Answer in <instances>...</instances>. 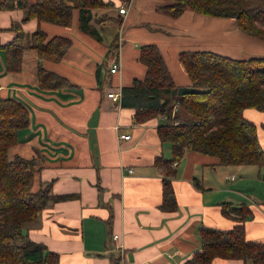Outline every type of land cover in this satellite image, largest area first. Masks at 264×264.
<instances>
[{
    "label": "crops",
    "instance_id": "1",
    "mask_svg": "<svg viewBox=\"0 0 264 264\" xmlns=\"http://www.w3.org/2000/svg\"><path fill=\"white\" fill-rule=\"evenodd\" d=\"M105 1L113 4L96 9L93 20L101 40L80 29L78 8L70 26L26 20L27 11L20 7L0 9V96L18 98L30 112V123L19 130L10 155L36 160L34 190L51 182L52 198L38 218L26 224L28 236L57 252L63 264H111L120 246L126 258L138 264H186L201 248V226L234 225L220 208L232 202L251 206L254 215L245 222L246 236L264 241V166L222 165L216 157L188 148L172 164L178 207L163 210L165 175L154 163L160 155L172 157L170 142L158 135L163 119L136 122L134 108L107 96L110 89L144 77L146 65L139 59L143 44H157L174 81L187 85L189 75L179 59L182 49H264V39L240 30L233 18L190 8L177 15L159 9L167 0ZM124 3L128 8L121 13ZM14 22L27 33L41 28L50 37L72 39L61 60L43 61L44 68L71 85L40 87L38 55L31 48L25 50L20 70H8L4 44L15 35L9 29ZM108 22L115 30L106 35ZM115 61L120 68L111 72ZM245 115L258 124L264 146V112L248 108ZM122 133L130 137L119 138ZM211 264L251 263L218 257Z\"/></svg>",
    "mask_w": 264,
    "mask_h": 264
},
{
    "label": "trees",
    "instance_id": "2",
    "mask_svg": "<svg viewBox=\"0 0 264 264\" xmlns=\"http://www.w3.org/2000/svg\"><path fill=\"white\" fill-rule=\"evenodd\" d=\"M112 4L105 0H0V9L20 7L27 11L26 20L70 26L73 10L78 8L80 29L101 40L94 11ZM186 8L206 16L233 18L240 30L264 39V0H167L159 6L174 15ZM9 29L15 35L4 44L8 70H20L24 52L31 48L38 55L40 87L71 85L66 77L43 67L44 60L59 61L65 56L72 45L70 37H50L41 28L27 33L20 22ZM139 59L146 65V73L122 87L121 104L135 109L136 122L163 119L158 135L162 142H170L172 157L160 155L154 162L165 175L160 208L171 211L178 207L172 164L188 148L212 155L222 165L264 166L258 124L245 115L248 108L264 112V55L235 57L213 49H182L179 59L189 75L187 85L174 81L157 44L141 45ZM29 123L30 112L24 102L0 96V264H63L57 252L30 239L24 227L38 218L52 198L51 182L33 189L36 160L10 155L19 130ZM261 177L264 180V171ZM220 206L234 225L229 229L201 226V248L186 264H211L218 257L264 264V241L246 236L245 222L254 215L251 206L232 202ZM121 261L120 252L111 255V264Z\"/></svg>",
    "mask_w": 264,
    "mask_h": 264
},
{
    "label": "built area",
    "instance_id": "3",
    "mask_svg": "<svg viewBox=\"0 0 264 264\" xmlns=\"http://www.w3.org/2000/svg\"><path fill=\"white\" fill-rule=\"evenodd\" d=\"M127 8H128V5L126 3H124L119 8V11L121 13H126ZM119 68H120L119 62L115 61V62H113L112 66L110 67V71L116 72L117 70H119ZM107 96L118 104L119 102H121L122 90H121V88H112L107 92ZM118 137L119 138H129L130 134L122 133ZM129 172H133L132 168H129ZM117 237H118V233H114L112 235L113 240H116ZM118 249L120 251V256L122 258V261H121L122 264H138L137 262L131 261V260L126 258L125 251L122 248V246H120V248H118Z\"/></svg>",
    "mask_w": 264,
    "mask_h": 264
},
{
    "label": "rangeland",
    "instance_id": "4",
    "mask_svg": "<svg viewBox=\"0 0 264 264\" xmlns=\"http://www.w3.org/2000/svg\"><path fill=\"white\" fill-rule=\"evenodd\" d=\"M106 30L108 31V32H106V35H108V34H110L111 32H113L115 30V27H114V25H112V23L108 22L107 25H106ZM237 52H226V51H223L222 53H226V54L234 55V56H238V55H242V54H250V53L253 54V55H262V54H264V49H261V48H249V47H244V46H240L239 45V48H238ZM261 137L263 138L264 135L262 134ZM262 141L264 143V138L262 139ZM24 227H26V225H24ZM18 242L22 243V241L20 239H18Z\"/></svg>",
    "mask_w": 264,
    "mask_h": 264
}]
</instances>
